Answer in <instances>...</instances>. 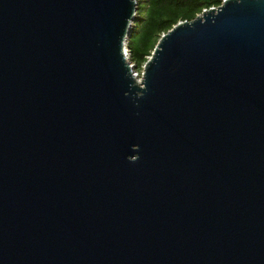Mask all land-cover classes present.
I'll list each match as a JSON object with an SVG mask.
<instances>
[{"label":"water","instance_id":"1","mask_svg":"<svg viewBox=\"0 0 264 264\" xmlns=\"http://www.w3.org/2000/svg\"><path fill=\"white\" fill-rule=\"evenodd\" d=\"M137 0H0V264H264V0L179 22L134 73Z\"/></svg>","mask_w":264,"mask_h":264},{"label":"trees","instance_id":"2","mask_svg":"<svg viewBox=\"0 0 264 264\" xmlns=\"http://www.w3.org/2000/svg\"><path fill=\"white\" fill-rule=\"evenodd\" d=\"M222 1L137 0L136 14L126 43L128 59L135 71H142L162 35L179 22H190L202 11L219 7Z\"/></svg>","mask_w":264,"mask_h":264},{"label":"built area","instance_id":"3","mask_svg":"<svg viewBox=\"0 0 264 264\" xmlns=\"http://www.w3.org/2000/svg\"><path fill=\"white\" fill-rule=\"evenodd\" d=\"M131 66H133V64H130ZM133 75L135 76V78L138 80V72L134 70Z\"/></svg>","mask_w":264,"mask_h":264},{"label":"rangeland","instance_id":"4","mask_svg":"<svg viewBox=\"0 0 264 264\" xmlns=\"http://www.w3.org/2000/svg\"><path fill=\"white\" fill-rule=\"evenodd\" d=\"M126 51H127V57H128V50L126 49ZM129 60V59H128ZM140 71H138V73H139ZM142 72V71H141ZM141 72L138 74V80H140V76H141Z\"/></svg>","mask_w":264,"mask_h":264}]
</instances>
